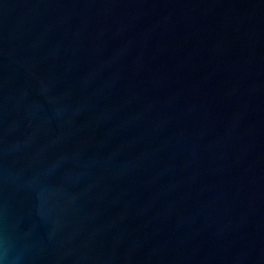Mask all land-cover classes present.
Segmentation results:
<instances>
[{
    "label": "water",
    "instance_id": "95a60500",
    "mask_svg": "<svg viewBox=\"0 0 264 264\" xmlns=\"http://www.w3.org/2000/svg\"><path fill=\"white\" fill-rule=\"evenodd\" d=\"M0 264H264V0H0Z\"/></svg>",
    "mask_w": 264,
    "mask_h": 264
}]
</instances>
